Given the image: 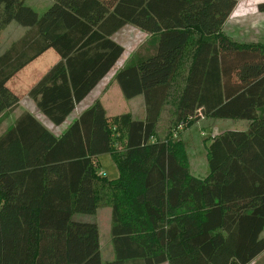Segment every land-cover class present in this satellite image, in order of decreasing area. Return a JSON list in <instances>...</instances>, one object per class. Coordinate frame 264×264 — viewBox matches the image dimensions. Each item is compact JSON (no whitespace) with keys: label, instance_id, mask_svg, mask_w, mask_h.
I'll return each instance as SVG.
<instances>
[{"label":"trees","instance_id":"trees-1","mask_svg":"<svg viewBox=\"0 0 264 264\" xmlns=\"http://www.w3.org/2000/svg\"><path fill=\"white\" fill-rule=\"evenodd\" d=\"M237 1L54 0L37 14L24 0H0V30L11 21L25 28L0 53V113L18 100L6 81L51 49L58 60L27 95L60 124L121 54L110 36L125 24L148 34L113 75L122 98L142 97L141 118L107 116L94 100L59 137L26 113L0 135V264H246L260 257L264 42L221 30ZM256 10L264 20V1ZM202 116L245 127L208 137L207 173L198 178L172 133ZM103 153L117 169L114 179L93 162ZM99 207L110 214L114 255L105 262L96 224L72 219Z\"/></svg>","mask_w":264,"mask_h":264},{"label":"rangeland","instance_id":"rangeland-1","mask_svg":"<svg viewBox=\"0 0 264 264\" xmlns=\"http://www.w3.org/2000/svg\"><path fill=\"white\" fill-rule=\"evenodd\" d=\"M53 1L54 0H24V3L25 5H28L30 8H32L37 14H41ZM261 1L264 0H238L227 17V20L222 27V31L236 41L264 42L263 15L256 10V4ZM24 30V27L16 24L13 21L9 22L2 30H0V53L10 44V42L17 39ZM147 37L148 34L146 32L131 24H125L113 33V39L117 41L125 51L122 55V57L125 59L124 63H126V61L141 46L144 45ZM41 54L42 55H40L39 58L29 64L24 70L21 71V73H19L13 79L11 78V80L8 82L10 87L13 85L16 86L17 89L23 90L27 85L26 83L32 81L33 78L40 72V70L51 62V58H53L55 55L54 51L51 49H48ZM120 62L121 61L118 60L117 64ZM113 75L114 73L111 76V73L109 72V74H107L100 82V84L95 87L91 93L93 99L97 98L96 100L99 99L102 101L105 107L109 109L107 111L111 112L112 114L137 109V104L138 101H141V96H137L132 99L122 98L118 87L113 80ZM177 84L180 86L181 82H178ZM176 89L177 87H174L173 90ZM173 92L175 91H171L172 94ZM170 107L171 101H168L161 110L160 117L163 125L161 124L159 127L161 128L160 132H162L163 128H165L164 122H167ZM132 113L133 114L130 113L131 116L136 118L134 117L137 116L136 110ZM244 126V120L220 119L202 116L189 126H186V124L181 122L177 124L173 130L172 138L174 140H182L184 151L187 155L189 173L203 177V174L207 169L204 147L207 144L208 137L211 138L215 134L227 128L243 129ZM96 160L99 164L100 170L104 173L107 179L111 180L117 177V169L108 154L103 153L96 156V159L94 158L93 162ZM99 214L103 215L102 212H99ZM101 221L103 220L101 219ZM262 233H264V228ZM253 261V264H264V252L260 254L259 258L256 257L253 259Z\"/></svg>","mask_w":264,"mask_h":264},{"label":"crops","instance_id":"crops-1","mask_svg":"<svg viewBox=\"0 0 264 264\" xmlns=\"http://www.w3.org/2000/svg\"><path fill=\"white\" fill-rule=\"evenodd\" d=\"M227 20V19H226ZM225 20V21H226ZM225 21L222 24H225ZM221 27V30H222ZM229 36V35H228ZM230 37V36H229ZM110 38L118 43L117 41H115L113 39V34L110 36ZM119 44V43H118ZM120 45V44H119ZM128 48V47H127ZM131 48V47H129ZM140 49V48H139ZM48 50V49H47ZM45 50V51H47ZM133 50V49H132ZM142 50V49H141ZM44 51V52H45ZM124 49L122 47V52L119 55V57L117 58V60L114 62L113 66L108 70V72L97 82V84L88 92V94L82 99L80 100L78 103L75 104L74 108L72 109V111L65 117V119L58 125H54L52 124L40 111L39 109L36 107V105L34 104L33 100L27 95V91L28 89L31 87L32 84H34V82L55 62L58 60V56L55 54L53 58H51V62L45 66L44 68H42L40 70V72L33 78L32 81L27 82L25 88L23 90H19L17 89L16 86L10 87L8 82L11 80V78L13 79L15 76H17L19 73H21L22 70H24L29 64H31L32 62H34L37 58L40 57L37 56L34 60H32L31 62H29L28 64H26L25 66H23L20 70H18L12 77H10L7 81H6V86L11 90L12 93H14L18 100L16 102L15 105L4 109L1 113H0V135L3 133V131H5L8 127H10L14 120L21 116L22 114H28L30 117H34L45 129H47L52 135H54L55 137H59L61 136V134L66 130V128L71 124V122H73V120H75L78 115L87 107H89L92 102L96 99H93V97L91 96L92 91L95 89V87H97L100 82L103 80V78L109 74V72L111 73V76L113 73H115L119 68L122 67V65L124 64V58L122 57V55L124 54ZM118 60H120L121 62L119 64H117ZM119 90V89H118ZM140 96V95H138ZM137 97V96H135ZM134 98V97H133ZM132 99V98H130ZM99 100V99H98ZM100 104L102 105V107L104 108V110L106 111V115L107 116H112L115 114H112L111 112H108L107 110H109L107 107H105L104 103L102 101H100ZM137 116L134 117H139L141 118L143 116V101H142V97H141V101H138L137 104ZM133 109V108H132ZM135 110H130V111H125V112H129L131 114H133L132 112H134ZM140 111V112H139ZM118 114V113H117ZM138 118V119H139ZM245 127V126H244ZM229 129V128H227ZM232 129V128H231ZM242 129V128H241ZM99 172H102L100 170V168H98ZM103 173V172H102ZM207 173V169L206 172L203 174V176ZM195 177L198 178H202L197 176L196 174H191ZM99 212H102L103 215H100ZM99 217V218H98ZM72 219L76 220V221H84V222H94L96 224L97 230H98V248H99V256H100V261H109L113 258V248H112V244H111V240H110V236L109 232H108V228H109V219H110V214H109V209L107 207L104 208H97L95 210V212L93 214H73L72 215ZM99 219V220H98ZM101 219L104 221H101ZM108 235H107V233ZM104 259V260H103ZM158 264H167L166 262H160Z\"/></svg>","mask_w":264,"mask_h":264},{"label":"built area","instance_id":"built-area-1","mask_svg":"<svg viewBox=\"0 0 264 264\" xmlns=\"http://www.w3.org/2000/svg\"><path fill=\"white\" fill-rule=\"evenodd\" d=\"M253 262H254V261H253V260H251V261H250V263H249V262H248V263H249V264H253Z\"/></svg>","mask_w":264,"mask_h":264}]
</instances>
